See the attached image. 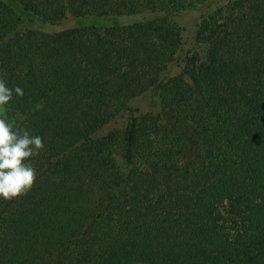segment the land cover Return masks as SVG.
I'll use <instances>...</instances> for the list:
<instances>
[{"label":"trees","instance_id":"16d2710c","mask_svg":"<svg viewBox=\"0 0 264 264\" xmlns=\"http://www.w3.org/2000/svg\"><path fill=\"white\" fill-rule=\"evenodd\" d=\"M0 80L44 143L0 264H264V0H0Z\"/></svg>","mask_w":264,"mask_h":264},{"label":"clouds","instance_id":"9594fccd","mask_svg":"<svg viewBox=\"0 0 264 264\" xmlns=\"http://www.w3.org/2000/svg\"><path fill=\"white\" fill-rule=\"evenodd\" d=\"M13 93L23 95L16 86L9 88L0 80V108L11 101ZM44 143L39 135L27 129L15 130L11 123L0 118V199L9 201L27 194L37 179L31 160L39 156Z\"/></svg>","mask_w":264,"mask_h":264},{"label":"rangeland","instance_id":"374dc122","mask_svg":"<svg viewBox=\"0 0 264 264\" xmlns=\"http://www.w3.org/2000/svg\"><path fill=\"white\" fill-rule=\"evenodd\" d=\"M198 22V13L196 12H188L182 17L178 19V23L181 27L185 30V37L187 39V45L186 50L189 51H197L202 53L203 48H201L199 45H197L194 41V34L196 31V24ZM73 27L72 20H69L68 22L64 23L62 26L53 28V31H59L67 28ZM132 104L135 107H138L142 112L154 110L156 111L158 109L157 100L153 98L150 94L143 95L140 98H137L132 101ZM0 116L2 119H5L11 125L19 124L22 120V116H12L9 115L5 110H2L0 112Z\"/></svg>","mask_w":264,"mask_h":264}]
</instances>
